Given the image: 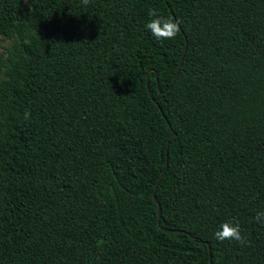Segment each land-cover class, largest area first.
I'll list each match as a JSON object with an SVG mask.
<instances>
[{
  "label": "trees",
  "instance_id": "trees-1",
  "mask_svg": "<svg viewBox=\"0 0 264 264\" xmlns=\"http://www.w3.org/2000/svg\"><path fill=\"white\" fill-rule=\"evenodd\" d=\"M0 40V264H264V0H0Z\"/></svg>",
  "mask_w": 264,
  "mask_h": 264
},
{
  "label": "clouds",
  "instance_id": "clouds-1",
  "mask_svg": "<svg viewBox=\"0 0 264 264\" xmlns=\"http://www.w3.org/2000/svg\"><path fill=\"white\" fill-rule=\"evenodd\" d=\"M88 0H84L87 3ZM150 19L144 27L152 34L156 40L174 39L180 32L181 21L171 16H164L156 9H149ZM31 113L25 112L23 118L30 119ZM255 220L258 223H264V211H258ZM215 238L219 241H237L241 246L248 243L247 237L243 234L241 224L236 220H227L223 222L214 233Z\"/></svg>",
  "mask_w": 264,
  "mask_h": 264
},
{
  "label": "water",
  "instance_id": "water-1",
  "mask_svg": "<svg viewBox=\"0 0 264 264\" xmlns=\"http://www.w3.org/2000/svg\"><path fill=\"white\" fill-rule=\"evenodd\" d=\"M155 200L158 202V204H159V221H160V219H161V213H162V207H161V204L159 203V201H158V199H157V197L155 196ZM168 230H171V229H169V228H167ZM211 264H212V262H211Z\"/></svg>",
  "mask_w": 264,
  "mask_h": 264
},
{
  "label": "rangeland",
  "instance_id": "rangeland-1",
  "mask_svg": "<svg viewBox=\"0 0 264 264\" xmlns=\"http://www.w3.org/2000/svg\"><path fill=\"white\" fill-rule=\"evenodd\" d=\"M8 43H9V41H2V40H0V44H2V45L8 44Z\"/></svg>",
  "mask_w": 264,
  "mask_h": 264
}]
</instances>
